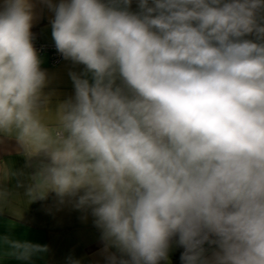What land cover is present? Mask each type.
<instances>
[{
  "label": "clouds",
  "instance_id": "9594fccd",
  "mask_svg": "<svg viewBox=\"0 0 264 264\" xmlns=\"http://www.w3.org/2000/svg\"><path fill=\"white\" fill-rule=\"evenodd\" d=\"M40 3L83 70L73 96L45 91L35 0H0V146L25 160L0 207L55 194L94 218L106 264H171L174 245L181 264H264V0ZM48 250L0 236V259Z\"/></svg>",
  "mask_w": 264,
  "mask_h": 264
},
{
  "label": "crops",
  "instance_id": "0c3cea01",
  "mask_svg": "<svg viewBox=\"0 0 264 264\" xmlns=\"http://www.w3.org/2000/svg\"><path fill=\"white\" fill-rule=\"evenodd\" d=\"M53 2L58 3L59 0ZM35 3L37 18L32 28L34 37L43 42L54 43L50 24L54 14L44 7L40 0H35ZM132 8L136 9L135 0ZM40 57L43 61L41 68L47 71L51 81L45 91L54 90L61 100L73 96L74 87L69 72H82L83 66L73 65L63 58L55 64H50L47 54H40ZM6 163H10L16 170L22 169L25 164L22 156L11 151V144L7 146V150L5 146H0V174ZM14 183L15 181L12 182L13 185ZM22 212V219H17L15 215ZM93 220L90 213L85 218L84 213L75 210L71 205H59L55 194H50L47 200L36 201L30 205L22 199H13L6 206L0 207V236L8 235L13 239L47 245L49 250L33 256L29 261L7 258L0 259V264H69V257L79 260L80 264H106L101 254V233Z\"/></svg>",
  "mask_w": 264,
  "mask_h": 264
},
{
  "label": "built area",
  "instance_id": "2783aa9c",
  "mask_svg": "<svg viewBox=\"0 0 264 264\" xmlns=\"http://www.w3.org/2000/svg\"><path fill=\"white\" fill-rule=\"evenodd\" d=\"M34 45H35L39 55L40 54H47L48 62L50 64H55L61 60L62 56L57 52L54 43L43 42V41L35 38L34 39ZM182 251H183V249L181 247H177L176 252L174 253L172 259H176L177 261H181L180 255H181Z\"/></svg>",
  "mask_w": 264,
  "mask_h": 264
},
{
  "label": "rangeland",
  "instance_id": "374dc122",
  "mask_svg": "<svg viewBox=\"0 0 264 264\" xmlns=\"http://www.w3.org/2000/svg\"><path fill=\"white\" fill-rule=\"evenodd\" d=\"M178 246H173V248L171 249L170 253H169V257H170V261H171V264H172V258H173V255L174 253L176 252V249H177Z\"/></svg>",
  "mask_w": 264,
  "mask_h": 264
},
{
  "label": "trees",
  "instance_id": "16d2710c",
  "mask_svg": "<svg viewBox=\"0 0 264 264\" xmlns=\"http://www.w3.org/2000/svg\"><path fill=\"white\" fill-rule=\"evenodd\" d=\"M180 261H177L176 259H172V264H178Z\"/></svg>",
  "mask_w": 264,
  "mask_h": 264
},
{
  "label": "water",
  "instance_id": "95a60500",
  "mask_svg": "<svg viewBox=\"0 0 264 264\" xmlns=\"http://www.w3.org/2000/svg\"><path fill=\"white\" fill-rule=\"evenodd\" d=\"M178 264H181V261Z\"/></svg>",
  "mask_w": 264,
  "mask_h": 264
}]
</instances>
